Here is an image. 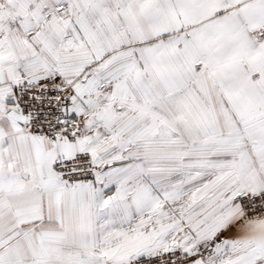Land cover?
<instances>
[{
	"label": "snow or ice",
	"instance_id": "obj_1",
	"mask_svg": "<svg viewBox=\"0 0 264 264\" xmlns=\"http://www.w3.org/2000/svg\"><path fill=\"white\" fill-rule=\"evenodd\" d=\"M0 264H264V0H0Z\"/></svg>",
	"mask_w": 264,
	"mask_h": 264
}]
</instances>
